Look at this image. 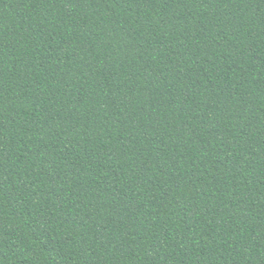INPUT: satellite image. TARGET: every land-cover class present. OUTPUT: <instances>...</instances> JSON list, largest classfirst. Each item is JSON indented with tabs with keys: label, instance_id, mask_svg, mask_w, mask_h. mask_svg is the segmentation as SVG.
Masks as SVG:
<instances>
[{
	"label": "trees",
	"instance_id": "obj_1",
	"mask_svg": "<svg viewBox=\"0 0 264 264\" xmlns=\"http://www.w3.org/2000/svg\"><path fill=\"white\" fill-rule=\"evenodd\" d=\"M0 264H264V0H0Z\"/></svg>",
	"mask_w": 264,
	"mask_h": 264
}]
</instances>
